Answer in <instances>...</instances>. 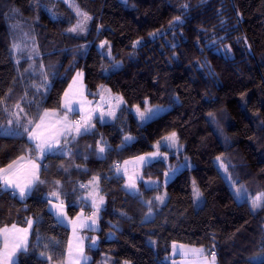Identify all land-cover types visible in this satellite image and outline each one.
<instances>
[{
	"label": "trees",
	"instance_id": "1",
	"mask_svg": "<svg viewBox=\"0 0 264 264\" xmlns=\"http://www.w3.org/2000/svg\"><path fill=\"white\" fill-rule=\"evenodd\" d=\"M73 6L91 18L85 32L69 31L78 24ZM73 6L0 0V124L14 112L33 126L47 110L63 112L64 94L79 71L90 99L108 87L127 107L113 121L97 120L87 134L65 138V154L43 155L44 183L24 200L0 190V229L35 221L19 264L64 262L71 233L46 200L56 191L69 217L91 213L80 185L93 177L101 179L106 204L100 230L84 234L90 264H103L106 256L112 264H166L174 243L215 251L218 264H260L252 258L264 253V207L252 211L251 202L264 193V0H74ZM177 16L183 24L170 27ZM14 42L23 46L16 51ZM109 48L110 55H101ZM146 103L172 108L142 125L128 106ZM172 132L185 148L182 157L171 156L170 167L164 158L147 165L144 179L161 186L139 182L140 195L130 194L117 166L156 152ZM125 136L133 139L125 142ZM100 145H107L103 158ZM37 153L27 136L0 137V168ZM185 158L192 167L165 182V173ZM194 183L204 196L198 210ZM231 185L243 186L242 202ZM164 191L168 199L158 206L155 197ZM149 208L155 216L145 222Z\"/></svg>",
	"mask_w": 264,
	"mask_h": 264
},
{
	"label": "snow or ice",
	"instance_id": "2",
	"mask_svg": "<svg viewBox=\"0 0 264 264\" xmlns=\"http://www.w3.org/2000/svg\"><path fill=\"white\" fill-rule=\"evenodd\" d=\"M126 2V0H125ZM185 10H187V5L183 6ZM78 14L83 17V21L86 22L87 20L91 19L86 13L79 12ZM84 22H81L77 24V26L70 28V32H77V31H86V28L84 26ZM182 25L183 20L180 16H177L174 18V21L170 24V27L173 25ZM155 38L156 34H150ZM140 41H137L136 44L133 45L135 47L138 45ZM104 44H107V41H105L103 44H101V48L103 49ZM13 49L19 50V45L17 43H13L12 45ZM173 48L176 47L175 44L172 45ZM229 49L225 48V52H227ZM38 55V52L36 53ZM101 55H110V48L108 52H102ZM17 63L19 61L17 60ZM31 67V66H30ZM114 67L118 68L119 65L116 64ZM203 67V65H201ZM212 75H215V73H210ZM45 76V84L42 85L45 87L46 90V82H47V76ZM82 76V73H77V77ZM76 79L73 80V84H76ZM36 90L39 91V86H35ZM69 91H72V86L69 87ZM110 91V90H109ZM68 92H65V98L68 97ZM117 100L120 103H123L122 97H117ZM16 107H19L17 105ZM65 107L71 111L70 104L65 102ZM20 111H23L22 109ZM95 110L89 111L85 116L82 117L81 121L76 122V124L70 125L67 121V116L65 115V128L71 132L74 127V131L76 135H79L81 133V129H83L84 133L87 134L91 128H93L95 125L90 124V121L92 120V114ZM163 109L156 108L153 109L152 107H148L145 110L141 111L139 106H136V115L139 117V120L141 123L146 122L148 120L153 119L155 116H157ZM108 116L115 118L114 112H108ZM210 116H212V113H209ZM48 116V112L46 111L43 116L40 117V123H37L33 126V123L31 120H27L26 122H22L20 118V114L18 112L11 113L8 120L7 125L0 124V137H22L27 136L28 140L34 142L33 146L34 148L43 156L45 153H51L56 154L57 151L60 154H65L62 149H60V142L56 138V136L53 135H45L44 132L39 131L41 129V126L44 124V118ZM101 122L104 121V113L101 112L98 117ZM15 124L14 127L11 125ZM133 137L131 136H125L124 140L125 142L131 141ZM165 141L169 143L170 146L175 147L177 144V134L175 132H172L170 135L166 136ZM65 147H67V142H65ZM157 151L154 153H150L149 155L152 157L155 156H161L159 152L160 144L157 142ZM99 153L105 152V147L100 146L98 148ZM22 160L23 157H20ZM140 161H143L145 157L141 156L137 158ZM187 161V158H185ZM218 162V167L223 169L224 173L227 174L228 168L227 165L223 163V160L221 157L216 158ZM15 161H13L12 164H9L6 168H0V190L2 191H10V194L13 197H19V199L24 200L27 196L31 195L35 185L37 183H44V181L40 180L38 172H39V165L33 163L31 165L30 169H23V168H14ZM127 163V162H125ZM190 165L187 164V162L184 165H181V167H188ZM117 172L119 173V167L116 168ZM179 169H172L173 174H175L176 171ZM166 180L168 178V174L165 173ZM225 179H229V175H225ZM99 177H93V181L98 182ZM57 184H59V181H56ZM89 183H92L90 181ZM80 187H86L85 185H80ZM126 189L129 190L130 194L133 195H140L138 189L136 180L133 178V176L129 175L127 177V182L124 185ZM234 196L237 198V200H241L246 193L243 190V186L234 188L233 192ZM91 199V207L93 208L92 214L90 217L87 218V220H81V216L76 217V221H80V227L87 226L90 230H94V226L98 222V213L100 211L101 206L104 204L103 197H99L98 193L93 190L88 194ZM166 195V194H165ZM165 195L157 196L155 199L160 203L163 204L165 200ZM203 195L202 192L198 188L194 187L193 196L195 200H199L201 196ZM52 197H56L59 200V193L56 191H53L51 193ZM46 202L50 205V211L52 214L57 218L58 222H62L64 218L66 217L65 212V206L62 201H59L58 203L53 204L51 200H46ZM149 205H151L152 201L147 202ZM251 207L255 210L260 207H264V194H260L256 196L252 202ZM54 210V211H53ZM149 215H151V208H149ZM76 221H73V233L76 232ZM28 228L19 229L16 227V225L11 226V230L7 227L0 229V236L3 237V245L0 247V264H19L18 259H16L17 252H23L27 253L28 251V234L29 229H31L33 221L29 219L27 221ZM96 240L95 238L91 239V247H95ZM47 248V246H45ZM74 248V251H73ZM181 249V255H187L188 253L183 251L184 246H180ZM194 255L201 256L203 255L204 250L203 249H194L192 250ZM172 252L173 255L177 252V245L174 243L172 245ZM69 256L74 257L72 259V264H81L83 261L84 264H87L88 257L84 255V238L77 237L76 238V244L73 246L71 243H69ZM42 256H46V259L51 260V256L47 255L46 253H41ZM211 259L209 260L208 257H204L202 261L199 262V264H215L216 261V255L215 251H212L210 253ZM125 264H128V262H125ZM260 264H264V259L260 261Z\"/></svg>",
	"mask_w": 264,
	"mask_h": 264
},
{
	"label": "rangeland",
	"instance_id": "3",
	"mask_svg": "<svg viewBox=\"0 0 264 264\" xmlns=\"http://www.w3.org/2000/svg\"><path fill=\"white\" fill-rule=\"evenodd\" d=\"M62 1L65 2V4L68 5V6L69 5L73 6V1L74 0H62ZM73 8H74L75 13H76L77 18H78V24L81 23V22H84L83 21V17L78 14V10L79 9L74 7V6H73ZM79 12H82V11L79 10ZM89 21H90V19L87 20L86 22H84V26H85L86 29H87ZM83 32H85V31H83ZM27 40H29V39H27ZM18 45H19V49L23 46V44L22 45L18 44ZM16 51H18V50H16ZM115 69H117V68H115ZM77 73H82V72L79 71ZM77 73L75 74V76L73 78V80L76 79V81H77L76 84H73V80H72L71 84L72 85H76V86H81L82 85L81 83H83L82 76L77 77ZM109 90L110 89L108 87H103L101 95H100V98L95 100V103L88 109L87 112H85L87 114L89 111L95 110L93 112V114H92V120L90 121V124H94L95 125V121H97V120L101 122V120L98 118L99 114L101 112L104 113V121H105V122H101V123H106V122H109V121H113L115 118L108 116L107 113L110 112V111L114 112L115 113V117H116L118 112L123 107H127L125 99L123 98V96L121 94H118V93H115V92H112L111 90L110 91ZM117 97H122L124 102L120 103L117 100ZM148 107H152L153 109H156V108L163 109V111H161L153 119H155V118L167 113L172 108V106H159V105L152 106L149 103H146L145 107H140L139 106L141 111L145 110ZM128 109H130V111L134 114L135 118L142 125L147 124V123H149L150 121L153 120V119H151V120H148L146 122L141 123L140 120H139V117L136 115V106H131V107L128 106ZM86 114H84L83 116H85ZM93 128H91V129H93ZM73 131H74V128H73ZM82 133H84V131ZM159 144H160V147L158 149L159 152L161 154H163L162 152L165 151L163 155L155 156V157H152L150 155H146V156H143V157H145V159L143 161H140V160H138L136 158V159H132V160L126 161L127 163L118 165L119 168H122L120 170L119 174L122 177L125 178L126 182H127V177L129 175L133 176V178L136 180L138 191H140L139 182H144L145 186L147 188H152V187L159 188L161 186V181L160 180H156V181H154V180H145L144 177H143V168H145L147 165L157 161L158 159H162V158H164L163 160L168 164L167 166L170 167L171 162H173V160L171 159V156H176V158L179 159V158L182 157V153H183V151L185 149L184 146L179 142L178 138H177V144H176L175 147L170 146L169 143L165 141V139L161 140L159 142ZM100 146L105 147V152L104 153H99V157L103 158V157H105L107 145H100ZM173 154H175V155H173ZM177 159H175V160H177ZM186 162L190 166L181 167V165H184ZM191 167H192V163L190 162V160L188 158H187V161L186 160H184V162L182 161V163L180 165H177L174 168L171 167V169L169 170V173H167L168 174V178H167V180L165 178V182H167L169 179H171L173 177V175H176L177 173L182 171L184 168H191ZM172 169H179V170L176 171L175 174H173ZM194 187L198 188L200 190V188L198 187V185L196 183L193 184V191H194ZM234 188H237V186H234V185L232 186L233 191H234ZM93 190H95L98 193L99 197H103L104 204L101 206L100 211L98 213V217L99 218H98L97 224L94 226V230H90L87 226L80 227V221H76V217L77 216H81V220H87V218L91 216L92 211H93V208L91 207V199L92 198L88 194L90 192H92ZM85 191H86L85 196H84L85 197V201L91 207V213L88 212V211H81L76 217L71 218L67 214V209L65 207L66 217L64 218V220L62 222H59V223L61 225L65 226V227L69 228L70 233H71L70 234L69 243H71L73 246L76 244V238L77 237L84 238V255L89 258L88 261H87V264H90L91 257H89L87 255V253H86V241H85V235L84 234H85V231H95L96 232V231L100 230L101 212L104 209V206L106 204V198L101 193V179L100 178H99L98 182L97 181H92V183H89L86 186ZM200 192H201V190H200ZM262 194H264V193H262ZM162 195H165V200H164L163 204H160L156 199L154 200V203L157 204L158 206L164 205L166 203L167 199H168L166 191H164L163 193L159 194L158 196H162ZM244 197L241 200H238V201L242 202ZM51 199H52L51 200L52 203L55 204L54 201H56V200H53L54 197L51 198ZM193 200H194V207H195L196 210H198L204 204V196L203 195L201 196V198L199 200H195L194 196H193ZM260 208H257V209L254 210L251 207L252 211H257ZM154 216H155V211L151 208V215H149V211H148V213H147V215L145 217V222H148V221L152 220L154 218ZM73 221H76V225H77L75 234L73 233V224H72ZM149 244L154 246L155 245V241L153 239H150L149 240ZM181 245L182 244L179 245V248H180ZM183 246L185 248V246H187V245H183ZM203 250H204V252H203V255H201V256L194 255L193 252H191V250L187 251V253H188L187 255L179 254L180 251H179V253L176 252L175 255H172L173 258H174L173 262L175 264H199V262L202 261L204 259V257H208V259L210 260L211 259L210 253L212 251L205 250V249H203ZM73 251H74V248H73ZM68 253H69V244H68V250H67V253H66V258H65V260H64V262L62 264H72V259L74 257H70ZM215 255H216V253H215ZM106 258H107V260L105 259L103 261V264H112L113 263L112 257L106 256ZM169 259H171V257ZM252 259L255 262H260L262 259H264V253H261L258 256H254ZM81 264H84V262L82 261ZM128 264H131V263H128ZM215 264H218L217 257H216Z\"/></svg>",
	"mask_w": 264,
	"mask_h": 264
},
{
	"label": "crops",
	"instance_id": "4",
	"mask_svg": "<svg viewBox=\"0 0 264 264\" xmlns=\"http://www.w3.org/2000/svg\"><path fill=\"white\" fill-rule=\"evenodd\" d=\"M81 84H82L81 86H76V85L70 84V86H72V91H69V88H68V90L66 91V92L69 93L68 97L65 98V95H64L63 100H62V111L64 113L60 112V111H55V110H47L48 116L44 118V124L41 126V129L39 130V131L44 132L45 135L56 136V138L60 142V146H61V142L65 138H67L69 136L76 137V136H79V135L83 134L82 133L83 129H81V133L79 135H76L75 131H73V130L71 132H69V130L65 128V123L67 122L68 124L74 126L76 124V122L81 121L83 115L86 114L85 112H87L88 109L95 103V100L90 99L88 97L87 88H86L85 84L84 83H81ZM66 100L70 104V107L72 109L71 111H69L65 107ZM45 112H43V114L41 116H43ZM65 115L67 116V121L66 122H65V119H64ZM37 123H40V119L37 121ZM37 123H35V124H37ZM29 142L32 145L34 144V142H32L30 140H29ZM46 154H48V153H45L44 155H46ZM41 157L42 156H41V154L39 152L33 157H31V156H23L22 160L19 158L18 160L15 161L16 163L14 165V168L30 169L31 165L33 163L38 164L39 165L38 175L40 177L42 165H41V162H40L39 159ZM121 169L122 168H119V172H120ZM143 170H144V168H143ZM116 173L118 175H120L117 172V170H116ZM84 188H86V187H84ZM101 193H102V190H101ZM102 195H103V193H102ZM51 198H53V197L50 195L49 196V200H52ZM53 200H56V201H54L55 203H58L59 201H61L60 198L58 200L56 197H54ZM48 207H49V210H50V205H48ZM32 221H33V224H32L31 229H29V234H28V249H29V246H30L32 229H33V227L35 225V221L34 220H32ZM16 227L19 228V229L28 228V226L27 227H21V226H17V225H16ZM7 228H9L11 230V226L7 227ZM2 245H3V237L0 236V247H2ZM176 245H177V252L179 253V251H180V253H181V249L179 248L180 244H176ZM194 249H204V248L187 245V246H185L183 251L187 252V251L191 250V252H193L192 250H194ZM21 253H23V252H17L16 259H18L19 255ZM172 255H173V252L171 251L170 256H168L164 260V263H166V264H175L173 262L174 258H173ZM170 257H171V259H169Z\"/></svg>",
	"mask_w": 264,
	"mask_h": 264
}]
</instances>
